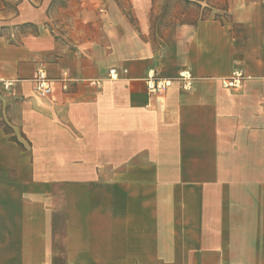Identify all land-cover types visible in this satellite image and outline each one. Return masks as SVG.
<instances>
[{
  "label": "crops",
  "instance_id": "crops-1",
  "mask_svg": "<svg viewBox=\"0 0 264 264\" xmlns=\"http://www.w3.org/2000/svg\"><path fill=\"white\" fill-rule=\"evenodd\" d=\"M2 1L0 79L18 83L3 91L0 264H264V0L160 28L152 0H129L135 23L118 9L71 36L44 24L52 0L8 15ZM151 69H186L191 87L150 94Z\"/></svg>",
  "mask_w": 264,
  "mask_h": 264
},
{
  "label": "rangeland",
  "instance_id": "rangeland-1",
  "mask_svg": "<svg viewBox=\"0 0 264 264\" xmlns=\"http://www.w3.org/2000/svg\"><path fill=\"white\" fill-rule=\"evenodd\" d=\"M5 1L14 3L17 0ZM224 3V0H152V21L158 25V28L164 23L189 21L196 16L207 14L210 10L217 13L216 9L222 8ZM118 9L132 23H135V19L130 14L129 0H52L47 7L46 14L48 18L44 24L59 23L63 29L62 31L71 36L80 33L79 23H118ZM107 11L112 14L110 19L106 15ZM4 12H6L5 15L11 13L5 10ZM4 32L7 34L6 31ZM70 36H67V38L71 39ZM78 37L81 36L77 35L75 39H78ZM62 41L66 40L62 39ZM60 45L63 46L62 43ZM64 46L73 49L78 46V43H68L66 41ZM7 81L9 79H0V125L4 130L9 129L3 119V91L6 89L5 82ZM10 81H12L11 84L18 83L17 80Z\"/></svg>",
  "mask_w": 264,
  "mask_h": 264
},
{
  "label": "built area",
  "instance_id": "built-area-1",
  "mask_svg": "<svg viewBox=\"0 0 264 264\" xmlns=\"http://www.w3.org/2000/svg\"><path fill=\"white\" fill-rule=\"evenodd\" d=\"M110 77L114 78L116 75L114 74V70L109 71ZM244 74L240 71V69H234L230 76L226 78L222 83L226 86L231 87H239L242 83V80L244 78ZM191 75L189 71L186 69H182L177 72L174 79H161L156 77L154 71L148 70L145 77H144V83L145 87L148 93L150 94H160L164 93L167 89V87L170 86L171 82L173 80H176L184 90H188L191 87ZM31 82L33 84V88L35 93L40 97H48L52 92L51 87V80L47 76L46 70L42 64L38 65L31 77ZM69 78L66 74H64L61 79V86L62 89L67 88V81ZM12 81L5 82V87H8L11 85Z\"/></svg>",
  "mask_w": 264,
  "mask_h": 264
},
{
  "label": "trees",
  "instance_id": "trees-1",
  "mask_svg": "<svg viewBox=\"0 0 264 264\" xmlns=\"http://www.w3.org/2000/svg\"><path fill=\"white\" fill-rule=\"evenodd\" d=\"M20 0H17L16 2L14 3H11V2H8V1H2V4H3V9L5 11H10L11 13H15L17 11V5L19 3ZM27 27L26 24L20 26V28H25Z\"/></svg>",
  "mask_w": 264,
  "mask_h": 264
}]
</instances>
